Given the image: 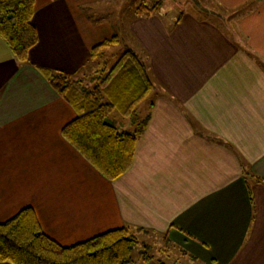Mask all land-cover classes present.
I'll return each mask as SVG.
<instances>
[{"label": "crops", "instance_id": "1", "mask_svg": "<svg viewBox=\"0 0 264 264\" xmlns=\"http://www.w3.org/2000/svg\"><path fill=\"white\" fill-rule=\"evenodd\" d=\"M96 1L35 0L27 64L0 38V221L32 206L64 245L129 226L190 264H264V0H216L238 14L244 49L191 13L94 25L83 9ZM125 17L159 92L146 97L133 164L108 180L63 136L76 112L41 68L84 78L91 48L125 31ZM148 251L136 264H167Z\"/></svg>", "mask_w": 264, "mask_h": 264}, {"label": "trees", "instance_id": "2", "mask_svg": "<svg viewBox=\"0 0 264 264\" xmlns=\"http://www.w3.org/2000/svg\"><path fill=\"white\" fill-rule=\"evenodd\" d=\"M153 1L149 5V0H141L135 15H150L159 10L161 0ZM34 12L35 0H0V38L22 64L29 63V50L38 41ZM120 42L115 33L91 48V57L83 70L92 68V76L86 77L84 73V78H76L61 70L41 68L76 112L63 126V136L108 180L117 179L133 164L137 141L150 117L138 116L137 106L155 87L147 63L134 50H125L110 63L107 49ZM115 110L129 117L136 126L133 131L110 121ZM256 179L262 181L259 177ZM136 232L129 226H121L64 245L44 231L35 209L25 206L0 221V262L136 264L135 253L140 246ZM145 245L138 250L142 262L154 258Z\"/></svg>", "mask_w": 264, "mask_h": 264}, {"label": "rangeland", "instance_id": "3", "mask_svg": "<svg viewBox=\"0 0 264 264\" xmlns=\"http://www.w3.org/2000/svg\"><path fill=\"white\" fill-rule=\"evenodd\" d=\"M140 2L141 0H99L98 2L96 1L90 3L87 8L83 9V12L87 15L89 21L94 25L103 22V20L98 19L99 16H103V18L106 19L107 22L111 20L113 23L116 24L118 22V18L121 15V13L125 14L126 16L130 15V17L134 16V12L136 11V8L138 7ZM161 2L162 3L159 10L157 9V11L153 12L152 14L161 13L164 17H167L173 21L176 20V18H178L179 15L182 16L187 13H191L197 16L198 18L209 21L211 25L213 26L215 25L221 32H223L226 35L229 41L233 42V44L237 46L241 44V46L244 49V44H242L243 39L238 34L239 31L236 30L237 26L235 22H237L238 20V19L236 20L238 14H235V16L232 17L231 16L232 11L223 8V6L219 4L216 0H161ZM153 3H154L153 0H149V5L150 4L153 5ZM126 19L127 17H125L124 23L121 25L123 28H125V31L123 32L118 31L121 42L107 49V56L108 57L110 56L111 64H113L116 58L128 48L127 44L129 46L132 45V47L136 51H140L128 39V36L126 34L127 32L126 27L128 26L126 25L125 27ZM116 27L118 28L119 26ZM128 35L130 37L129 33ZM143 53L144 52L142 50V52L140 51L139 54L143 56L142 57L143 60H145V62L147 63L146 61L147 58L145 56V53L144 54ZM84 72L86 74V77H88V75L89 76L93 75L92 68H86ZM156 89L154 88L155 91L153 93V96L155 95L156 92H159L158 89L157 90ZM149 102L151 103V99H149L148 97L145 99V101L142 104L140 103L137 106L138 116H141L142 114L146 113ZM110 121L115 124L121 123L122 126H125L126 121L127 122L130 121V119L129 117L124 116L120 111L115 110L110 115ZM134 128L135 127L132 126V129H130V131H133ZM136 234L139 238L140 246L141 245L144 246L146 244L145 246L148 247L149 245V248L147 249L150 250V252L153 253L155 256L165 260L167 264H176L175 262L177 263L179 262L180 264H190L191 260L185 258L184 254L177 248L173 247L172 245H167L162 235L154 234V233H150L147 235L145 232H140V231H137ZM140 246H137V250L135 253L136 257L138 256V250ZM163 249L168 251V255L161 253ZM191 264H200V263L192 262Z\"/></svg>", "mask_w": 264, "mask_h": 264}]
</instances>
